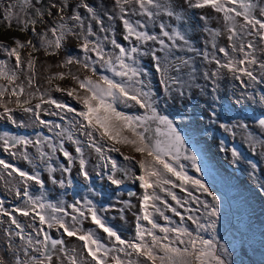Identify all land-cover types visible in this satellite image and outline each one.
Listing matches in <instances>:
<instances>
[{"label": "snow or ice", "instance_id": "snow-or-ice-1", "mask_svg": "<svg viewBox=\"0 0 264 264\" xmlns=\"http://www.w3.org/2000/svg\"><path fill=\"white\" fill-rule=\"evenodd\" d=\"M41 0H24V5L28 9L35 8L32 17L20 21V31H30L33 35L39 37L40 45L45 48L46 55H56L57 51L64 46L66 37H75L78 43L75 45L83 52V58L67 57L61 67H66L73 63L81 64L84 69L91 72V75H85L80 78L72 75L73 81L78 84L79 89L83 90V94H77L75 88L64 89L59 86L56 87L58 92H67L69 97L75 99L82 105V110H76L68 106L66 103L57 101L49 97L48 99L40 98V102L34 106L31 99H23L21 97L25 94V85L17 83L19 79L17 70L24 66V58L22 51L31 48L33 52L39 51V47L32 39L21 40L18 37H13L12 45L0 41V52L4 53L9 59L14 60V68H9L5 60L0 59V79L6 80L8 85H11L10 97H16V108L23 113L32 114L34 122L38 121L41 125H50L51 121H45L41 118V111L48 115H60L59 112H48L47 109H42V104L55 105L56 109H66L68 113H75L71 120L67 123L71 125L74 131H78L81 136L87 138V146L99 154V160L104 161L102 167L106 170L101 172L96 171V175L102 178L106 177L107 181L114 186H121L124 180L131 177L133 180L139 182V187L143 190V195L140 197L139 208L140 215H136L135 236L132 239H123L116 230H114L105 220L101 213L110 210H117L121 213L123 218L124 208L116 209L114 204L100 205L89 198L83 200H76L74 203L67 205L72 209L71 220L75 224H79L81 218H90L91 223L103 233L107 235L115 247H108L101 242V238L97 237L92 231L81 232L80 229L69 225L64 217L69 216L70 213L64 207V202L59 201L52 203L45 201L41 197H33L29 192V181L35 182L41 188L44 187V182L40 178L38 171L32 173L26 172L17 166L0 159V167L12 176L15 174L19 177V183L23 184V191L16 190V196L25 198L24 207H17L13 212H18L24 217L31 215L35 220L38 217L41 226L46 225L47 228L58 227L63 230V235L67 237H75L82 241V248L86 252V257L81 253L80 260L74 255H69V250L66 248L64 239H56L45 231L44 227L35 228L33 225H28L36 233V237H43L42 239L34 238L32 235L24 234V227L18 222L16 216L5 211L0 202V213L9 217L11 225H14L19 231H14L11 227L4 229L6 236V247L8 252L4 253V260H0V264H64L67 259L69 264H227V256L229 250L224 245L219 244L215 239L216 221L212 219L217 216V205L219 204L218 197L210 191L209 186L201 179H194L185 171V165L180 163L181 158L191 163V166L197 171H201L197 164V154L190 152L186 145V137L181 134L173 119L168 115L162 114L159 105L161 102L167 104L168 100L173 98V94L184 96L187 88L191 87L194 82V73L196 71L192 65L191 58H183L175 56L174 49H179L182 46L177 41H182L183 46L187 47L188 51H195L189 46V41L186 36L175 27L171 28L166 25L162 19V15H166L176 20H182L183 17L176 10L177 7L188 9H204L211 8L217 13L223 14V19L226 22L227 39L229 41V48L231 52L225 47H219L218 51L226 58L225 62L217 59L215 51L217 45L215 37L220 35L214 30L209 31V35L213 38L211 42L213 53L211 57L208 52L203 53V57L209 63L214 62L217 67L211 71L204 73L206 80H211L215 85L217 78L220 76V69H227L233 74V78L240 81L244 88L251 87L253 84L264 82V0H180L177 6H173L170 0H113L114 6L119 13V19L123 26V40L129 41L130 38L135 39V44L131 47H124L116 39H109L107 35L104 36V41L111 44L112 48L117 51L106 52L104 46L99 40H92L89 37L95 35L89 24L85 30L84 17L80 15L76 9L83 8L86 10L90 19L94 20L100 26V31L107 33L111 31L110 28H105L103 20L99 17L96 10L86 0H77L75 6L67 3L57 4L53 2L49 5L47 12L36 7ZM73 7V11L69 14L66 9ZM15 4H10L4 10L3 19L8 27L12 26L15 17ZM53 9L55 10V17H53ZM45 15L53 18L52 26L47 27L43 31H37L36 25L38 23H45ZM108 19L117 18L115 15L105 13ZM142 16L146 20L137 19L133 21L130 17ZM237 18H242L243 23H239ZM201 20H206V16H201ZM71 22L69 25L68 22ZM149 23L153 26L159 27V35L150 34L147 29ZM51 34L49 37L48 34ZM253 37V39H247ZM167 38L170 43H166ZM158 44V48H141L140 45H147L148 42ZM239 41V43H237ZM51 49L52 51H49ZM247 49V50H246ZM159 53V54H158ZM96 60H92V55ZM239 54V58H237ZM259 54V56L257 55ZM140 56H150L153 62L155 71L160 75V84L164 93L163 99L157 97L148 82L143 79L147 73L139 66ZM27 69L33 72L35 68V58L31 52L27 56ZM99 62L101 67L107 68L113 74V77L119 79L109 78L106 75L99 76L98 79H93L96 75V68L94 64ZM188 71H185V70ZM259 70L260 75L255 74ZM65 73H57L53 78L63 79ZM188 79H185V77ZM242 77L247 78V83ZM28 85L33 84V78L29 77ZM8 91V87L0 85V108L3 112L0 113V119H7L12 124H17V120L13 115L14 109L9 108L3 102V97ZM216 92V87L212 89ZM29 96L35 94L29 93ZM242 96H248L254 99L250 93H241ZM217 96H213V101L217 100ZM261 104H264V94L259 95ZM9 103L11 100L9 99ZM117 105H123L127 108L137 107L142 110L141 114L129 115L117 109ZM216 116V112L211 114ZM78 117V119H77ZM61 120L67 118L60 115ZM216 121L213 120V123ZM259 127L264 129V118L257 121ZM20 126H24L23 121H19ZM247 128L244 123L237 122L234 125L220 124L221 128L226 131H231L233 127ZM52 128H59L56 132L57 137L66 135V138L76 145L75 152L78 154L79 175L83 177L85 183H89L91 175L87 170V160L84 158L83 141L75 139L73 131L68 128H62L61 125H52ZM51 130V129H50ZM128 133L130 135H126ZM97 136L99 139H97ZM35 147L37 149L40 162L46 164L47 171L52 173L56 171L52 164L47 163L50 160L51 154L44 152L42 148L43 141H50V137H44L43 141L37 134ZM251 139V134H249ZM0 141L3 142L5 152L16 156L17 152L12 151L18 145L27 148L32 145L33 141L25 136H16L4 133L0 136ZM102 142H108L111 147L107 148V152H120L116 145L131 146L133 151L139 153L141 158L135 160L133 165L131 162L135 159L133 156L124 155L125 161L129 164L122 169L118 166L117 161L106 155L105 146ZM48 148L51 153L57 151V145L51 142L48 143ZM59 149L63 157L67 160L68 166L60 164L59 167L64 173H70L74 158L72 154L63 148V140L59 141ZM23 158L30 163L34 158L29 157L26 151L22 153ZM233 157L239 158L240 154L236 149H232ZM111 165L110 171H107L108 165ZM139 167V174H136L134 168ZM101 165H97L100 168ZM255 167V165H253ZM10 169V171H9ZM123 172V177L118 176V172ZM171 177H174L179 184L173 182ZM53 184H59L61 188L65 187L63 179L57 180L54 176L49 177ZM68 186L72 185V181L68 180ZM165 185H171L172 188L179 187L181 191H188L185 185H191L198 192L206 194L211 198L208 200H200L198 197H193V203L198 207L194 210L186 211H200V216L189 215L188 220L196 226L195 234L190 231L188 227L181 223L177 227H161L152 217V208L158 212L164 220L169 218L164 216L160 208L156 207L155 201H160L166 204L155 190L149 192V189L159 188L161 192H166L172 200L176 201L178 205L183 207L180 199ZM89 192H94L93 188L89 186ZM135 193L128 192V196H133ZM191 196L192 193L188 192ZM152 202V203H150ZM125 207H130V201H120ZM187 203V200L184 201ZM201 206L203 211H201ZM183 222L184 216L175 208H171ZM59 214V215H58ZM147 221L151 228L143 227L139 221ZM159 229L162 236H158L153 231ZM211 231L212 238L205 239L201 232ZM171 234V235H170ZM14 237H18L22 244H16ZM150 238V239H148ZM31 249V251H29ZM75 252V249L71 250ZM23 253L21 257L20 253ZM8 253H11L12 259H8ZM36 253L37 255H33ZM56 253H62L63 256ZM122 254V255H118ZM55 256V259H54ZM124 257H128L127 260ZM87 258H90L88 260Z\"/></svg>", "mask_w": 264, "mask_h": 264}, {"label": "rangeland", "instance_id": "rangeland-1", "mask_svg": "<svg viewBox=\"0 0 264 264\" xmlns=\"http://www.w3.org/2000/svg\"><path fill=\"white\" fill-rule=\"evenodd\" d=\"M178 4L180 0H177ZM56 2L58 5L67 3L71 6H75L77 0H41L36 7L43 9L47 12L49 5ZM98 13L99 17L103 20L105 28H110L111 31L104 33L100 31V26L90 19L86 10L78 8L76 11L84 17L85 30L90 24L94 36L89 37L92 40H99L105 48L106 52L117 51L112 48L111 44L104 41V36L107 35L109 39H116L124 47H131L135 44V39L130 38L129 41L123 40V26L120 21L119 13L114 6L113 0H86ZM170 3L175 7L171 1ZM15 4V17L12 22V26L8 27L7 23L3 19L4 10L10 5ZM35 4V0H33ZM73 7H69L66 11L71 14ZM36 9H28L24 5V0H0V41L12 45L13 37H18L21 40L32 39L34 43L39 47V51L33 52L31 48L22 51V57L24 58V66L22 69L17 70L19 79L17 83L25 85V94L21 97L23 99H31V103L34 106L40 102V98L48 99L51 97L57 101L66 103L68 106L75 108L76 110H82V105L75 99L69 97L67 92H58L56 87L59 86L64 89L75 88L77 94H83V90L79 89L78 84L72 80L71 76L76 75L83 78L85 75H91V72L84 69L81 64L73 63L66 67H61L64 60L71 56L74 58H83V52L76 47L78 43L75 37H66L64 46L57 51L56 55H46L45 48L40 45L39 37L33 35L30 31H20V21L32 17V13ZM176 10L180 12L183 19L176 20L166 15H162L161 19L166 25H170L169 31L172 27L181 31L189 41V46L195 51H188L187 47L183 46L182 41H177L182 47L174 49L175 56L183 57L185 59L191 58L192 65H194L196 71L194 75V82L190 88H187L184 96L173 94V98L168 100L167 104L161 102L159 105L162 114L168 115L170 119H173L177 127H181L186 133V144L190 152L197 154V164L201 171L197 172L191 163L182 159L180 163L185 165V171L189 176L194 179H201L209 186L210 191L218 197L219 204L217 205V216L212 218L216 221L215 239L219 244L224 245L229 250L227 256V264H264V129H261L257 124V118H264V104H261L259 95L264 94V82L259 84H253L251 87L244 88L241 86L240 81L233 78V74L228 72L227 69H220V76L217 78L215 85L211 80L204 78V73L216 69L217 65L212 62L209 63L203 57L204 52H208L211 57L213 53L212 37L209 35L210 30L219 32L220 35L215 37V43L217 50L215 56L221 62H225L226 58L222 53L218 51L219 47H225L231 52L229 48V41L227 39L226 22L223 19V14H216L215 10L211 8L204 9H188L177 7ZM115 15L117 18L108 19L105 15ZM206 16V20H201V16ZM53 17H55V10L53 9ZM34 18V17H32ZM133 21L137 19L146 20V17L132 16ZM53 18L45 15V23H38L36 25L37 31H43L47 27L52 26ZM239 23H243L242 18H237ZM71 25V22H68ZM147 31L150 34L159 35V27L153 26L149 23ZM49 37L51 34H48ZM166 43H170L167 38H164ZM247 39H253L248 37ZM239 43V41H237ZM158 48L159 45L154 42H148L147 45H140L141 48ZM247 50V49H246ZM49 51H52L49 49ZM32 54L35 58L34 77L33 72L27 69V56L28 53ZM159 54V53H158ZM92 55V54H90ZM259 56V54H257ZM140 67L147 73L143 79L148 82L150 88L157 97L163 99L164 93L160 84V75L155 71L153 62L150 56H140ZM239 58V54H237ZM0 59H3L8 64L9 68H14V60L9 59L4 53L0 52ZM92 60L95 61L96 57L92 55ZM96 68V75L93 79H98L101 75H106L109 78L119 79L113 77V74L106 69L101 68L99 62L94 64ZM185 71H188L187 69ZM57 73H65L63 79L53 78ZM257 75H260L259 70H256ZM33 78V84L28 85V78ZM185 79H188L186 76ZM247 83V78L242 77ZM0 85L8 87V91L3 97V102L7 104L9 108L14 109L13 115L17 120V124H12L6 118L0 119V136L4 133L16 136H25L33 141L32 145H28L27 148L17 146L12 151L17 152L14 157L10 153L5 152L3 148V142L0 141V159H4L20 169L26 172L32 173L34 170L40 173V178L44 182V187L41 188L33 181H29V192L33 197H43L45 201L57 203L59 201L64 202V207L70 213L69 216H65V221L78 229L81 232L92 231L97 237L101 238V242L108 247H115L114 243L109 240L107 235L103 233L101 229H98L91 223L90 218H81L79 224H75L71 220L72 209L67 205L74 203L76 200H83L84 198L92 199L97 207L100 205L114 204L116 209L124 208L123 218L121 213L117 210H110L105 213H101L104 216L106 222L117 231V233L125 240L132 239L135 236L136 228V215H140L139 201L143 195V190L139 187V182L133 180L131 177L124 180V183L117 187L107 181L106 177L102 178L96 175V171H106L102 165L104 161L99 160V154L94 149L87 146V138L81 136L78 131H74L67 120H71L75 113H68L66 109H56L55 105L42 104V109H47L48 112L56 111L60 115L65 116L66 120H61L60 115H48L44 111H41V118L45 121H51L50 125H41L38 121L34 122L32 114L23 113L16 108V97H10L11 85H8L6 80L0 79ZM216 87V92L213 93L212 89ZM29 93L35 94L29 96ZM241 93H250L254 99L248 96H242ZM217 96L218 99L213 101V96ZM9 99L11 103H9ZM119 111H123L129 115L141 114L142 110L137 107L127 108L123 105H117ZM216 112V116L213 117L212 112ZM3 112V108H0V113ZM78 119V117H77ZM213 120L216 122L213 123ZM19 121L24 122V126H20ZM237 122L244 123L247 128L233 127L231 131H226L220 127V124L234 125ZM59 124L62 128H68L73 131L75 139L83 141L84 158L87 160V170L91 175L89 183H85L83 177L79 175V162L78 154L75 152L76 145L68 140L65 136L57 137L56 132L60 131L59 128H52V125ZM51 129V130H50ZM37 134L43 141L44 137H50V141H43L42 148L44 152L51 154V159L47 160V163L52 164L56 171L49 173L46 168V164L40 162V158L35 147L37 140ZM126 135H130L125 133ZM251 134V139H249ZM63 140L64 150L70 152L74 158V163L70 173H64L59 165L64 164L68 166L67 160L63 157L60 149L58 148L59 141ZM97 139L99 137L97 136ZM51 142L57 145V151L51 153L48 148V143ZM105 146V152L107 156L117 161L118 166L122 169L129 164V161H125L121 152L124 155L133 156L135 159L131 162L135 164V160H139L141 155L133 151L131 146L116 145L120 149V152H107V148L111 147L108 142H102ZM236 149L240 156L239 158L233 157L232 149ZM26 151L29 157H33L34 160L30 163L23 158L22 153ZM97 165H101L97 168ZM255 165V167H253ZM111 165H108L107 171H110ZM10 171V169H9ZM136 174H139V167L134 168ZM123 174V172L121 171ZM118 175V174H117ZM50 176H54L58 181L63 179L65 181V187L61 188L59 184H53ZM72 181V185L68 186V180ZM174 183L179 184L174 177H171ZM91 186L94 192H89L88 188ZM23 184L19 183V177L15 174L8 176V174L0 167V202L5 211L16 216L18 222L24 227L25 235H32L34 238L42 239L43 237H36V233L28 225H33L35 228L44 227L50 236L56 239H64L66 242V248L69 250V255H74L80 260L81 253L86 257V252L82 248V241L77 240L75 237H67L63 235V230L58 227L47 228L46 225L41 226L39 224L38 217L33 220L31 215L24 217L18 212H13L14 208L24 207L25 198L23 196L17 197L16 190L23 191ZM130 188L135 195L128 196L127 192L123 188ZM165 188H169L181 201L183 207L178 205L176 201L172 200L166 192H161L159 188L149 189V192L155 190V192L164 200L166 204L160 201H155L156 207L160 208L164 216L169 218L168 221L155 212L152 208L149 211L152 212V217L161 227H177L183 223L188 227L190 231L195 234L196 226L192 221L188 220L189 215L200 216V211H186L194 210L198 207L193 203V197H198L200 200H208L211 198L206 194L198 192L191 185H185L188 191H181L179 187L172 188L171 185H165ZM188 192L192 195L189 196ZM130 201V207H125L120 201ZM187 200V203L184 201ZM152 203V202H150ZM171 208H175L184 216L183 222L181 218L177 216ZM201 211H203L201 206ZM59 215V214H58ZM139 223L150 229L151 225L147 221L140 220ZM11 227L14 231H19L14 225H11L9 217L0 213V260H4V253L8 252L6 247V236L4 229ZM156 235L162 236L163 233L159 229L153 230ZM171 235V234H170ZM205 239L212 238V232H201ZM150 239V238H148ZM16 244H22L18 237H14ZM68 242V243H67ZM75 249V252L71 250ZM31 251V249H29ZM21 257L23 253L21 252ZM37 255L36 253H32ZM63 256L62 253H56ZM122 255V254H118ZM8 259L11 260V253H8ZM55 259V256H54ZM90 260V258H87ZM125 260L128 257H124ZM64 264H69L67 259L64 260ZM94 264V262H93Z\"/></svg>", "mask_w": 264, "mask_h": 264}, {"label": "water", "instance_id": "water-1", "mask_svg": "<svg viewBox=\"0 0 264 264\" xmlns=\"http://www.w3.org/2000/svg\"><path fill=\"white\" fill-rule=\"evenodd\" d=\"M261 117H258L257 118V121L260 119ZM256 121V122H257ZM258 124V123H257ZM178 129L180 130V132H181V134L182 135H184L185 137H186V134H185V132L180 128V127H178ZM186 147H187V145H185ZM183 158H181V160H182ZM118 176H120V177H123V174L121 173V172H118ZM123 190H125L126 192H127V194H128V192H133V190L132 189H130V188H127V187H125V188H123ZM50 235V234H49Z\"/></svg>", "mask_w": 264, "mask_h": 264}, {"label": "bare ground", "instance_id": "bare-ground-1", "mask_svg": "<svg viewBox=\"0 0 264 264\" xmlns=\"http://www.w3.org/2000/svg\"><path fill=\"white\" fill-rule=\"evenodd\" d=\"M174 5H178V1L177 0H170ZM216 14H220V13H217V12H214ZM222 14V13H221ZM151 47V46H150ZM103 69H106L105 67H101ZM68 243V242H67Z\"/></svg>", "mask_w": 264, "mask_h": 264}, {"label": "clouds", "instance_id": "clouds-1", "mask_svg": "<svg viewBox=\"0 0 264 264\" xmlns=\"http://www.w3.org/2000/svg\"><path fill=\"white\" fill-rule=\"evenodd\" d=\"M181 128V127H180ZM182 129V128H181ZM183 130V129H182ZM184 131V130H183ZM185 132V131H184ZM186 134V133H185ZM187 145V144H186ZM58 148H59V145H58Z\"/></svg>", "mask_w": 264, "mask_h": 264}]
</instances>
